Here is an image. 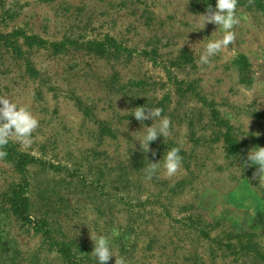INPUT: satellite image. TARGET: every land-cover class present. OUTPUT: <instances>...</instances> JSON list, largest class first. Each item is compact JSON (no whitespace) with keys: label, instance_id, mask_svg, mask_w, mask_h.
<instances>
[{"label":"rangeland","instance_id":"1","mask_svg":"<svg viewBox=\"0 0 264 264\" xmlns=\"http://www.w3.org/2000/svg\"><path fill=\"white\" fill-rule=\"evenodd\" d=\"M215 4L0 0V32L13 34L0 42V96L39 121L30 146L10 139L43 163L20 172L0 160V192L27 178L34 214L54 218L80 264H98L90 234L106 236L127 264H264L243 247L252 239L264 254V185L244 163L264 147V0H238L236 42L200 66L207 42L224 34L210 23L200 30ZM28 37L61 46L28 47ZM140 106L171 120V135L148 153L138 139L158 120L137 121ZM173 147L182 166L168 177ZM150 162L160 169L146 180ZM25 228L0 206V264H64Z\"/></svg>","mask_w":264,"mask_h":264},{"label":"clouds","instance_id":"2","mask_svg":"<svg viewBox=\"0 0 264 264\" xmlns=\"http://www.w3.org/2000/svg\"><path fill=\"white\" fill-rule=\"evenodd\" d=\"M253 0H249L251 4ZM238 0H216L215 9L208 5L205 14H201L203 22L200 25V30H203L206 24L217 25L218 28L224 30L222 38L209 40L204 51L199 55L196 61L198 65H211L212 57L216 56L229 45L236 42L237 34L234 28L239 25L240 19L237 16ZM120 98V97H119ZM118 98V99H119ZM117 99V100H118ZM163 109L160 107H136L132 116L141 124L144 121L151 119L157 121L158 124L148 127L145 126L146 133L141 139H138L140 147L145 153L150 151V143L156 141L159 137H169L171 135V120L168 116L162 115ZM250 119L248 121V126ZM39 121L25 106H18L9 98L0 96V160H4L8 153L3 149L8 145L10 138H15L18 143L25 146H30L33 143L32 134L38 129ZM257 136L259 133L256 134ZM181 149L173 147L166 152L163 157V168L168 177H173L177 174L182 166ZM153 157L156 153L152 152ZM245 166L258 167L253 172L252 179L259 180L260 185H264V147H254L247 153V159L244 162ZM160 169L159 162H150L145 169V179L151 180L156 176ZM90 238L94 243V248L91 255L96 258L98 264H107L111 257H115V264H127L123 256H118L113 253L110 247L109 239L104 235H91Z\"/></svg>","mask_w":264,"mask_h":264},{"label":"trees","instance_id":"3","mask_svg":"<svg viewBox=\"0 0 264 264\" xmlns=\"http://www.w3.org/2000/svg\"><path fill=\"white\" fill-rule=\"evenodd\" d=\"M12 36L13 34H3L0 32V42L9 39ZM46 44L49 43L42 41L39 44H36L33 42L32 38H26V45L28 47L34 46L44 49ZM49 45L53 48H59V46H61V44L56 43ZM8 46H11L13 52L18 56L22 55L21 47L15 40L14 42H10ZM119 51L122 52L124 50L119 46ZM241 76L243 75L241 74ZM225 125L227 128L228 137L231 141L229 143L230 150L233 153H237L239 152L240 143L234 137H232L231 126L226 123ZM3 150L8 153L3 161L12 164L16 170L20 172H24L26 169H29L33 166L43 164L38 158L20 150L11 139H9L8 145ZM28 193H30V188L27 178L20 182L9 184L0 192V206H2V208L6 207L8 212L15 218L17 224L23 229H26L25 226H30V229H33L36 233L40 234L41 238L43 239V243L52 247L54 249L53 251L60 256L64 264H80L82 259H78V256L81 255L78 247L75 246L73 242L67 241L65 238L58 239V225L55 223L54 218H51L52 216L45 214L36 216V214H34V202ZM205 237L208 238L206 234ZM229 247L235 248L236 246L230 245ZM243 247L248 252L246 256H250L252 259H256L261 263H264V254L260 252L259 248L255 243H253L252 239L249 240L247 246Z\"/></svg>","mask_w":264,"mask_h":264}]
</instances>
